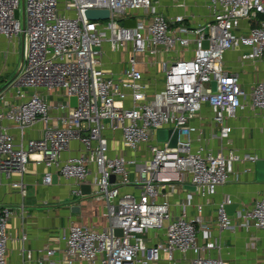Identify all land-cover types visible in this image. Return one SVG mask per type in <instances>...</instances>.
<instances>
[{
  "label": "built area",
  "instance_id": "2783aa9c",
  "mask_svg": "<svg viewBox=\"0 0 264 264\" xmlns=\"http://www.w3.org/2000/svg\"><path fill=\"white\" fill-rule=\"evenodd\" d=\"M172 6L190 12L166 16L155 0H0V38L21 36L23 42L21 64L0 89V173L22 176L29 162L43 164L73 184L72 195L84 196L80 187L90 184L89 195L104 202L107 227L73 224L62 236L67 264H158L161 256L171 263L176 253L187 252L193 254L188 264H227L208 255L219 244L206 227L197 228L200 216L188 218L183 212L171 218L161 186L182 184L187 177L201 196H212L233 174L234 162L264 159L228 147L232 127L225 122L246 108L264 120V78L246 89L239 73L224 66L231 50H240V64L264 60V0H173ZM87 9H106L109 16L88 19ZM126 19L135 26L125 27ZM104 43L112 51L130 45L119 76L101 67ZM173 52L177 57H171ZM136 54L163 55L142 61L163 71L162 86L153 92ZM40 90L64 92V99L52 108ZM205 104L218 125L216 136L224 141L215 152L192 138L198 128L191 120ZM9 124L21 133L35 124L42 127L38 137L16 141ZM159 130L168 132L164 140L158 139ZM172 131L174 146L169 145ZM113 132L121 134L122 146L110 154ZM73 142L81 150L62 159ZM53 174L45 172L43 182L50 184ZM12 186L24 195L23 180ZM190 199L188 194L186 205ZM230 203L228 198L216 207L221 230L234 227L226 209ZM10 214L0 206V264H9ZM236 216L245 228L264 230V199ZM116 228L122 235L114 234ZM152 230L163 232V239L149 245Z\"/></svg>",
  "mask_w": 264,
  "mask_h": 264
},
{
  "label": "crops",
  "instance_id": "0c3cea01",
  "mask_svg": "<svg viewBox=\"0 0 264 264\" xmlns=\"http://www.w3.org/2000/svg\"><path fill=\"white\" fill-rule=\"evenodd\" d=\"M172 3L173 0H155L156 9L165 13L166 16L171 17L181 11L190 12L188 8L184 10L173 7ZM22 46L21 36L11 40L0 38V77L5 78L0 88L14 76L21 64ZM125 47L129 50L130 45ZM239 53V49L227 51L224 66L229 71L238 72L241 85L249 89L254 82L264 78V60H260L256 64H240ZM129 55L130 50L127 55H123L121 49L112 51L104 43L101 67L107 73L119 76L126 68ZM162 57V54L154 58L147 55L138 57L140 61L138 68L143 72L149 92L162 86L163 71L157 64L148 65L142 61H157ZM171 57H177V53H171ZM40 93L52 108L64 99V92L61 91L40 90ZM6 94L9 101L14 100L12 91ZM225 122L232 127L230 133L232 141L228 147L236 149L241 156L246 154L264 155V120L260 112L246 108L237 111ZM191 123L198 128V132L192 134L193 140L196 141L195 144L202 143L206 149L212 152L217 151L223 145L224 141L216 136L218 125L213 120V113L209 105L205 104L200 113L191 120ZM9 127L16 141L20 139L25 141L38 137L42 124H35L22 133L13 125L9 124ZM111 137L110 154H115L122 146L121 134L113 132ZM199 137L200 140H197ZM80 150V144L73 142L67 150L61 153V158L76 155ZM258 165L256 166V161L250 160L240 159L234 162L233 174L226 183L217 188L212 196H201L195 189H188L186 186L192 185L187 177L182 184L172 182L161 186V197L169 203L171 218H176L183 212L188 218L200 216L201 221L197 224V228L206 227L211 239H217L219 244L217 248L209 250L208 255L221 257L227 264H264V230L253 227L245 228L240 224V218L236 216L237 212L250 208L253 201L264 199V164ZM47 171L53 174L55 169L29 162L22 176L12 174L7 177L0 173V206L8 207L11 212L7 226L10 235L7 244L9 264H67L62 255L64 248L62 236L67 233L70 225L80 224L94 228L108 226V220L104 216L103 201L95 200L91 195H72L73 184L59 178L56 174L57 177L54 181L50 184L44 183L43 176ZM19 180H23L25 184L24 195L19 192V189L12 186V182ZM91 190H93V185ZM188 194H191V199L186 205ZM228 198L231 203L227 205V211L232 218L234 227L221 230L217 224L216 207ZM73 206H78L79 210L72 211ZM198 206L201 207L200 211ZM23 234L25 235L24 239L21 237ZM148 239L149 245L161 241L163 232L152 230L148 234ZM198 241L202 243L199 232ZM46 249H53L56 253L46 257ZM27 252L32 255L30 259L26 256ZM192 256V252H187L185 255L176 253L175 259L171 263L161 256L158 264H188ZM38 259H42L43 262L38 263ZM73 264L89 263L76 261Z\"/></svg>",
  "mask_w": 264,
  "mask_h": 264
},
{
  "label": "water",
  "instance_id": "95a60500",
  "mask_svg": "<svg viewBox=\"0 0 264 264\" xmlns=\"http://www.w3.org/2000/svg\"><path fill=\"white\" fill-rule=\"evenodd\" d=\"M85 15L88 19H92V20H97V19H107L108 16H109V12L108 10L106 9H87L85 11ZM15 17L18 18V10H16L15 12ZM123 25L125 27H133L135 26V22L134 20H124L123 22ZM3 86L0 88L2 89ZM69 101H70V105L72 107L76 106L77 102H76V97L75 96H71L69 98ZM167 131L165 130H159L158 133H157V136H158V139L159 140H164L166 138V135H167ZM175 139H176V131H172V138L170 140V143L169 145L170 146H174L175 145ZM258 164H264V160H259V161H256V166H259ZM56 175L52 176V181H54L56 179ZM115 178L114 175H111L110 176V181H113ZM188 189H191V190H194V186H186ZM81 192L83 195L85 196H88L90 194V191H91V185L90 184H83L81 187ZM226 209H227V206H226ZM72 211H78L79 210V207L78 206H73ZM228 212V211H227ZM114 234L117 235V236H120L122 235V230L120 228H116L113 230Z\"/></svg>",
  "mask_w": 264,
  "mask_h": 264
},
{
  "label": "rangeland",
  "instance_id": "374dc122",
  "mask_svg": "<svg viewBox=\"0 0 264 264\" xmlns=\"http://www.w3.org/2000/svg\"><path fill=\"white\" fill-rule=\"evenodd\" d=\"M20 17H22V4L20 5ZM129 50H130V48H129ZM129 50H128V48H126V47L124 46V47L121 49V52H122L123 55H127L128 52H129ZM139 56L142 57V54H136L137 59H138ZM125 57H126V56H125ZM4 80H5V78H4L3 76H1V77H0V85L3 84Z\"/></svg>",
  "mask_w": 264,
  "mask_h": 264
}]
</instances>
